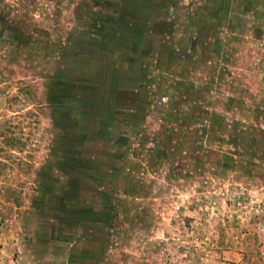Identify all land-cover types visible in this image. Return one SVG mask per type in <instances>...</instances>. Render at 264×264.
Wrapping results in <instances>:
<instances>
[{
  "label": "rangeland",
  "instance_id": "rangeland-1",
  "mask_svg": "<svg viewBox=\"0 0 264 264\" xmlns=\"http://www.w3.org/2000/svg\"><path fill=\"white\" fill-rule=\"evenodd\" d=\"M0 264H264V0H0Z\"/></svg>",
  "mask_w": 264,
  "mask_h": 264
}]
</instances>
